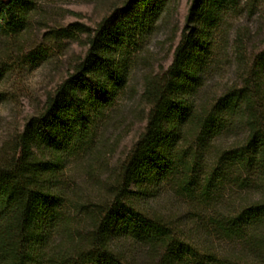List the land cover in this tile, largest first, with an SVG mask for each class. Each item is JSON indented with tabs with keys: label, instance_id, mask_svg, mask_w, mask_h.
<instances>
[{
	"label": "trees",
	"instance_id": "trees-1",
	"mask_svg": "<svg viewBox=\"0 0 264 264\" xmlns=\"http://www.w3.org/2000/svg\"><path fill=\"white\" fill-rule=\"evenodd\" d=\"M236 2L190 0L172 62L144 78L145 130L111 198L90 204L65 169L96 143L126 90L127 51L174 0H124L87 35L85 56L24 124L13 153L0 152V264H264V48L248 60L237 37L238 83L203 92ZM34 9L35 0H0L1 50ZM79 31L72 23L56 33ZM5 70L0 60V77ZM172 197L186 203L184 218L168 208Z\"/></svg>",
	"mask_w": 264,
	"mask_h": 264
},
{
	"label": "rangeland",
	"instance_id": "rangeland-1",
	"mask_svg": "<svg viewBox=\"0 0 264 264\" xmlns=\"http://www.w3.org/2000/svg\"><path fill=\"white\" fill-rule=\"evenodd\" d=\"M123 1L35 0L27 30L19 40L9 41L5 51L0 49V60L6 68L0 77V152L4 148L5 154L13 153L16 137L24 124L39 113L48 93L85 56L87 35ZM189 5L190 0H174L171 10L157 26L144 32L127 51L131 70L126 90L106 112L93 147L76 156V163L65 169V176L76 184V197L89 204L103 197L111 198V181L145 130L148 107L142 100L144 78L161 76L172 62ZM72 23L80 28L74 37L56 33ZM221 29L228 44L224 42L220 47L219 67L207 78L203 88L209 96L239 81L237 37L243 39L248 60L264 48V0H237ZM1 45L0 42V48ZM40 50L41 55L26 61L25 56ZM157 206L164 208L163 201ZM168 208L181 211L180 219L186 215V203L180 198L172 197Z\"/></svg>",
	"mask_w": 264,
	"mask_h": 264
}]
</instances>
